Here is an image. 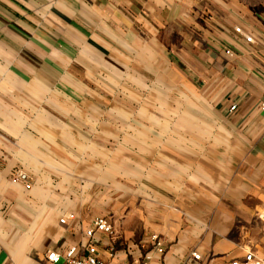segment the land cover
I'll return each mask as SVG.
<instances>
[{
	"label": "crops",
	"instance_id": "obj_1",
	"mask_svg": "<svg viewBox=\"0 0 264 264\" xmlns=\"http://www.w3.org/2000/svg\"><path fill=\"white\" fill-rule=\"evenodd\" d=\"M236 27L264 38V2L0 0V264L83 256L98 217L106 264L264 261V51Z\"/></svg>",
	"mask_w": 264,
	"mask_h": 264
},
{
	"label": "built area",
	"instance_id": "obj_2",
	"mask_svg": "<svg viewBox=\"0 0 264 264\" xmlns=\"http://www.w3.org/2000/svg\"><path fill=\"white\" fill-rule=\"evenodd\" d=\"M235 36L238 40H243L246 45H258L261 46L264 51V38H260L256 36L253 32H246L241 27H236L234 29ZM225 55L229 58L234 57V52L231 49L225 51ZM262 109L264 110V104H262ZM231 111L236 110V106H232ZM25 179V176L15 177L13 182L16 184H22ZM25 188L30 190L31 186L26 184ZM75 216L73 214H68L60 219L61 224H65L68 220H74ZM264 221V217H263ZM113 227L112 224L104 217H98L94 220L90 228L85 232V236L88 240L86 244V254L83 256H77V250L72 249L66 255V264H106L104 261L100 259L98 256V236L100 234H106L108 236L113 235ZM155 248L159 253H163L161 244L156 242ZM114 248H110L109 253L112 255ZM48 261L51 264H56L59 262L60 256L57 252H52L47 256ZM195 260H200V255H194ZM142 264H150L149 259L146 256L144 258V262ZM232 264H264V261H261L255 257L252 252H249L243 261H235Z\"/></svg>",
	"mask_w": 264,
	"mask_h": 264
},
{
	"label": "rangeland",
	"instance_id": "obj_3",
	"mask_svg": "<svg viewBox=\"0 0 264 264\" xmlns=\"http://www.w3.org/2000/svg\"><path fill=\"white\" fill-rule=\"evenodd\" d=\"M246 5L258 6V4H262L264 0H243Z\"/></svg>",
	"mask_w": 264,
	"mask_h": 264
}]
</instances>
